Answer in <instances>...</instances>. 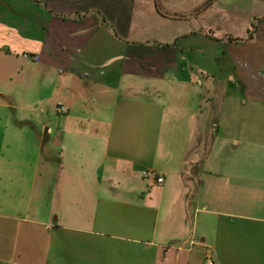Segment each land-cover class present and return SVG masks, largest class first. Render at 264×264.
Wrapping results in <instances>:
<instances>
[{
	"label": "crops",
	"instance_id": "crops-1",
	"mask_svg": "<svg viewBox=\"0 0 264 264\" xmlns=\"http://www.w3.org/2000/svg\"><path fill=\"white\" fill-rule=\"evenodd\" d=\"M0 94V264H264V0H0Z\"/></svg>",
	"mask_w": 264,
	"mask_h": 264
},
{
	"label": "rangeland",
	"instance_id": "rangeland-1",
	"mask_svg": "<svg viewBox=\"0 0 264 264\" xmlns=\"http://www.w3.org/2000/svg\"><path fill=\"white\" fill-rule=\"evenodd\" d=\"M29 55V54H28ZM30 56V55H29ZM6 85V84H5ZM9 102L8 96L7 95H1L0 94V138H3L4 133H6V121L7 117L10 114V107L7 105ZM23 152V151H22ZM21 152V153H22ZM27 151H25L26 153Z\"/></svg>",
	"mask_w": 264,
	"mask_h": 264
},
{
	"label": "built area",
	"instance_id": "built-area-1",
	"mask_svg": "<svg viewBox=\"0 0 264 264\" xmlns=\"http://www.w3.org/2000/svg\"><path fill=\"white\" fill-rule=\"evenodd\" d=\"M24 56L28 57V54H24ZM57 108L60 112H66L67 111V107L64 106L62 103L58 104L57 105ZM144 176L145 177H154V173L151 172V171H146L144 172ZM164 179L163 177H158L157 178V181L158 182H162ZM204 264H215V261H214V258H213V255L211 253H207L206 254V257H205V261H204Z\"/></svg>",
	"mask_w": 264,
	"mask_h": 264
}]
</instances>
